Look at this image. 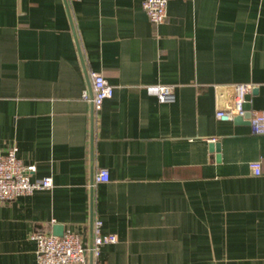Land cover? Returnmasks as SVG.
Segmentation results:
<instances>
[{
	"label": "crops",
	"instance_id": "obj_1",
	"mask_svg": "<svg viewBox=\"0 0 264 264\" xmlns=\"http://www.w3.org/2000/svg\"><path fill=\"white\" fill-rule=\"evenodd\" d=\"M144 1L0 0V149L54 181L0 207V264H37V232L90 247L96 218L118 237L99 264H264V0H168L161 25ZM91 72L114 87L98 116ZM242 85L251 110L218 119Z\"/></svg>",
	"mask_w": 264,
	"mask_h": 264
},
{
	"label": "built area",
	"instance_id": "obj_2",
	"mask_svg": "<svg viewBox=\"0 0 264 264\" xmlns=\"http://www.w3.org/2000/svg\"><path fill=\"white\" fill-rule=\"evenodd\" d=\"M76 0H69L73 2ZM142 8L155 25H161L168 19V0H145ZM91 91H84V101L93 107L98 116L104 103L114 95V87L110 85L102 73L91 72ZM251 89L249 85L237 88L235 104L229 105L227 110H219L217 118L223 121H238L244 119L247 111L243 109L246 103V93ZM150 91L155 94L160 103L170 102L174 97V87L158 85ZM249 122L254 135H264V111H254L249 114ZM250 167L255 176L262 173L261 162H253ZM36 166H26L18 157L17 147L3 152L0 149V207L14 202L22 196L33 195L37 191L49 190L53 187L52 177L32 180ZM110 177L106 169H100L93 180V187L100 183L109 182ZM32 239L37 243V264H99L101 249L108 244H116L115 234L103 233V221L96 218L93 222V238L87 247L79 234L67 233L63 237L47 232L34 233Z\"/></svg>",
	"mask_w": 264,
	"mask_h": 264
},
{
	"label": "water",
	"instance_id": "obj_3",
	"mask_svg": "<svg viewBox=\"0 0 264 264\" xmlns=\"http://www.w3.org/2000/svg\"><path fill=\"white\" fill-rule=\"evenodd\" d=\"M253 93L256 94L257 91H253ZM233 98H235L234 91H232V93H230V94H227L225 89H221L219 91V101H220V109L219 110H222V111L227 110V106H228L227 102H230V100ZM245 101H246V103L243 104V109L246 111H250L251 107H250V103H248L251 101V95L250 94H247L245 96ZM211 150L219 152L220 151V145L219 144H213L211 146ZM54 235L63 237L65 235V233L62 229H60V230H55Z\"/></svg>",
	"mask_w": 264,
	"mask_h": 264
}]
</instances>
